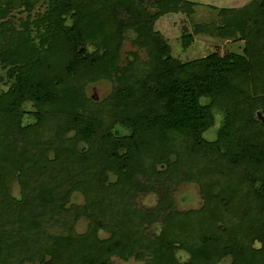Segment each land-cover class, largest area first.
Listing matches in <instances>:
<instances>
[{"label": "trees", "instance_id": "1", "mask_svg": "<svg viewBox=\"0 0 264 264\" xmlns=\"http://www.w3.org/2000/svg\"><path fill=\"white\" fill-rule=\"evenodd\" d=\"M145 1L0 0V264H264V0L196 28L242 53L185 62L154 24L195 4L147 0L152 13ZM128 29L147 57L121 64ZM102 80L112 90L93 100L86 88ZM183 182L197 185L198 208L168 195ZM74 191L95 192L88 229L47 238ZM155 191L154 209L136 205Z\"/></svg>", "mask_w": 264, "mask_h": 264}, {"label": "rangeland", "instance_id": "2", "mask_svg": "<svg viewBox=\"0 0 264 264\" xmlns=\"http://www.w3.org/2000/svg\"><path fill=\"white\" fill-rule=\"evenodd\" d=\"M188 1L195 4L192 13L187 14L182 11L168 13L160 16L154 24V30L160 32L169 44L172 56L185 62L205 57L211 53L220 55L228 52L242 53L244 46L242 41L228 39L216 33H197L196 28L198 25L217 24L218 8H221L222 5H229L231 2V5H234V7H241L249 0H227L225 4L223 2L224 0ZM144 6H146L152 13L156 11L147 0L145 1ZM12 14L15 18L18 16H25L24 13H19L18 10L12 11ZM185 34H191L193 36V39L189 44L184 43L183 36ZM134 37L135 31L128 29L120 50L119 61L121 64L127 59H132V53L134 51L137 53L140 62L147 57V49L136 45L133 42ZM0 87L5 88L6 86L2 85ZM112 87V82L109 80H102L89 84L86 88V93L90 98L98 101L108 95L111 92ZM259 116L262 117L260 111ZM212 131L214 132V129L210 130V133L208 134L210 138L214 136ZM46 132L49 133L48 130H46ZM46 132H44L43 135H46ZM30 176L31 178L28 180L30 184L29 187L34 186L40 180L39 177L33 173H31ZM150 176L151 177L149 178L151 181L155 182L157 180L152 173ZM64 187H67V185H64ZM21 190V180L14 179L10 188L11 195L19 196ZM169 190L168 195L174 200L175 207L178 210L195 209L201 204V195L197 185L194 183L183 182L179 184H170ZM157 196L163 197L164 193L162 191L148 192L146 194L140 193L135 199L136 205L145 210L154 209L157 205ZM92 198H95V192L93 195L83 194L79 191L72 192L68 201L64 205L66 213L53 217L43 225L44 236L48 238L54 235H65L69 232L70 227L77 234L84 233L88 229L91 220L85 213H83V207H85ZM159 215H161V213ZM156 223L157 222H154V224ZM151 229L152 228H149L148 230L150 231ZM108 234L107 231H100L99 233L101 237H106ZM180 257L185 258V255H180ZM112 261V264H144V260H139L135 257H129L127 259L114 257ZM24 264L33 263L26 262Z\"/></svg>", "mask_w": 264, "mask_h": 264}, {"label": "crops", "instance_id": "3", "mask_svg": "<svg viewBox=\"0 0 264 264\" xmlns=\"http://www.w3.org/2000/svg\"><path fill=\"white\" fill-rule=\"evenodd\" d=\"M222 1V0H221ZM245 1V0H244ZM224 2V4L227 2V0L225 1H223ZM230 2V1H229ZM242 4V3H241ZM222 7H226V8H230V7H234V5H231V2H230V4L229 5H222Z\"/></svg>", "mask_w": 264, "mask_h": 264}]
</instances>
